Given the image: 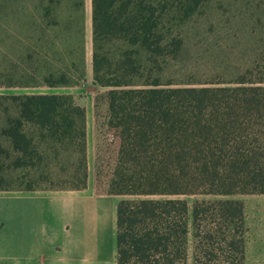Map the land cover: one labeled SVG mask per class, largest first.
Returning a JSON list of instances; mask_svg holds the SVG:
<instances>
[{
	"label": "trees",
	"instance_id": "1",
	"mask_svg": "<svg viewBox=\"0 0 264 264\" xmlns=\"http://www.w3.org/2000/svg\"><path fill=\"white\" fill-rule=\"evenodd\" d=\"M24 2L0 0V46L6 45L9 27H14L15 43L21 39L18 26L22 27L28 1ZM39 2L34 0V10L45 34L57 24L52 6L59 1ZM203 2L90 0L92 79L100 85H130L122 100L115 161L107 183V193L122 196L115 204V264H184L188 211L195 239L209 240L222 228L216 237L222 236L238 253L232 264H243L242 201L198 199L188 209L185 199L177 195L264 193V61L245 66L223 81L161 85L153 76L135 86L132 82L142 61L152 64L157 55L180 48V36L160 31L155 7L170 3L182 21ZM73 4L78 8L81 0ZM65 17L62 29L69 30L70 19ZM30 24L36 25L35 20ZM109 36L119 39L118 52H108L101 45L100 39ZM46 37V43H51L55 33ZM137 46L145 57L137 53ZM59 77L53 80L45 74L43 79L52 84ZM1 97L9 104L2 107L0 134L14 152L11 165L33 164V153L40 159L42 150L34 143L37 132L46 135L47 142L72 151L67 173L75 181L68 188L84 187L83 107L69 93ZM31 188L27 184L23 189ZM0 189L9 188L0 184Z\"/></svg>",
	"mask_w": 264,
	"mask_h": 264
},
{
	"label": "rangeland",
	"instance_id": "2",
	"mask_svg": "<svg viewBox=\"0 0 264 264\" xmlns=\"http://www.w3.org/2000/svg\"><path fill=\"white\" fill-rule=\"evenodd\" d=\"M26 1L22 27L18 26L22 32L21 39L15 43L12 36L14 27H9L6 31L11 33L4 35L6 45L0 46V96L9 93H69L73 101L84 109L86 183L82 188L107 193V183L115 161L122 100L130 85L96 83L91 75L88 32L81 36L80 28L62 29L66 15L72 16L69 23L75 26L77 20L89 18V0H83L80 9L72 5L74 0H58V4L53 2L52 16L57 24L45 34L39 28L40 15L37 9L34 10V0ZM45 2L42 0L39 5ZM154 14L160 18L161 32L180 36V48L173 54L157 55L152 64L147 60L142 61L144 63L132 77L134 86L153 76L161 85L229 80L235 71L245 66L261 65L264 61V0H204L182 21L177 20L170 3L162 8L156 6ZM34 20L36 25L30 24ZM59 28L63 32L59 33ZM50 32L55 33V38L53 42L46 43V36L51 35ZM100 40L108 52H118L121 47L116 36ZM18 48L21 52L16 50ZM136 50L145 57L141 47L137 46ZM45 74H51L53 80L60 76L59 81L46 83L43 79ZM3 105L9 104L6 98L1 97L0 117ZM48 140L46 135L34 132V143L42 150L40 159L33 153V164L27 162L13 166L11 160L14 152L7 137L0 134V184L7 185L10 190L72 189L68 185L75 178L69 177L67 172L74 154L69 148L61 149ZM27 184L32 188L23 189ZM177 196L185 199L188 209L198 199L228 197L241 200L244 214L241 233L244 240L247 244L264 241V193ZM187 216L184 264L235 263L238 253L227 245L222 236L216 237L222 228H218L219 231L209 240H197L193 237L189 211ZM253 258L247 254L246 263L258 264Z\"/></svg>",
	"mask_w": 264,
	"mask_h": 264
},
{
	"label": "crops",
	"instance_id": "3",
	"mask_svg": "<svg viewBox=\"0 0 264 264\" xmlns=\"http://www.w3.org/2000/svg\"><path fill=\"white\" fill-rule=\"evenodd\" d=\"M83 19L69 29L87 31L90 40V10ZM116 196L86 188L0 189V264H115ZM247 254L264 264V241L244 240L243 264Z\"/></svg>",
	"mask_w": 264,
	"mask_h": 264
}]
</instances>
